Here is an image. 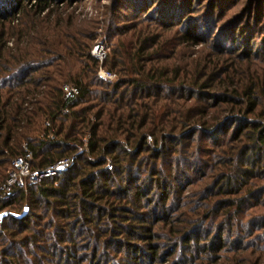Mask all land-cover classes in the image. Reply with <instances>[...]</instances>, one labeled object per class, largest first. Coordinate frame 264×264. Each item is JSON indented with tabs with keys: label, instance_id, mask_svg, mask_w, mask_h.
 Returning a JSON list of instances; mask_svg holds the SVG:
<instances>
[{
	"label": "trees",
	"instance_id": "16d2710c",
	"mask_svg": "<svg viewBox=\"0 0 264 264\" xmlns=\"http://www.w3.org/2000/svg\"><path fill=\"white\" fill-rule=\"evenodd\" d=\"M53 1L0 0V264H255L264 0H110L102 63L95 29L31 17ZM25 148L32 171L69 163L4 199Z\"/></svg>",
	"mask_w": 264,
	"mask_h": 264
},
{
	"label": "rangeland",
	"instance_id": "374dc122",
	"mask_svg": "<svg viewBox=\"0 0 264 264\" xmlns=\"http://www.w3.org/2000/svg\"><path fill=\"white\" fill-rule=\"evenodd\" d=\"M109 5H110V0H68V1L55 0V2L53 1V3L50 4L49 8L43 14L34 17L33 12H31V17H33L34 20H37V24L39 23L43 24V21L45 20L44 18L46 19L51 18L52 22H56V23L59 20L60 23L64 25L62 28H64L65 33L69 35L67 39L68 40L72 39V41L77 40L79 42H82L84 40V36H86V32H93L92 29H95L94 33L97 34L98 38L96 42L93 44V46L96 43H102L106 47L108 53L110 50L109 49L110 47L108 45L110 40L105 30V26H106L105 24L108 14L107 7ZM29 6L30 3L28 7ZM69 19L72 20L71 26L66 25ZM29 27L30 25L26 26L27 29ZM112 41L116 42L119 41V39L118 37H114ZM8 46H12V42L8 43ZM258 214L260 215L258 219L264 216V214H260V213ZM248 226L249 224H246L245 226L242 227L241 226L239 227V225H237L233 229V232L237 234V237L240 236V239L244 240L243 235L251 234L250 232L248 233L243 232V230L247 229ZM253 246L259 249V253L252 252L251 249H248V250H244L241 256H247V259H251L252 261H254L255 264H264V247L262 246V243H254ZM232 252L237 254L236 251L231 250L228 253L224 254V259L227 256H235V254H233ZM237 255L239 256L240 254ZM222 263L223 261L218 262V264H222Z\"/></svg>",
	"mask_w": 264,
	"mask_h": 264
},
{
	"label": "built area",
	"instance_id": "2783aa9c",
	"mask_svg": "<svg viewBox=\"0 0 264 264\" xmlns=\"http://www.w3.org/2000/svg\"><path fill=\"white\" fill-rule=\"evenodd\" d=\"M90 54L99 62H103L107 55V49L102 43H97L93 46ZM97 75L103 80H112L115 75L109 71L100 68ZM64 91L67 97L72 98L76 93V88L65 87ZM89 134H87L81 146L77 147L78 150H82L87 147ZM32 159V153L25 148V152L22 156L14 159L11 163V168L8 171L7 178L3 186V198L8 199V196L13 195V191L23 188L26 184L35 185L40 183L43 179L54 175L56 172L65 168L69 159L58 160L55 164L49 166L46 171H32L30 169L29 161Z\"/></svg>",
	"mask_w": 264,
	"mask_h": 264
},
{
	"label": "water",
	"instance_id": "95a60500",
	"mask_svg": "<svg viewBox=\"0 0 264 264\" xmlns=\"http://www.w3.org/2000/svg\"><path fill=\"white\" fill-rule=\"evenodd\" d=\"M27 213V208H24L23 212L20 215H14L15 218H22L23 216H25ZM8 212H2L0 213V220H2L3 218H5L6 216H8Z\"/></svg>",
	"mask_w": 264,
	"mask_h": 264
}]
</instances>
